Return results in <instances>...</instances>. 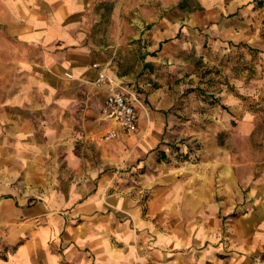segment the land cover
I'll return each mask as SVG.
<instances>
[{"label":"crops","instance_id":"1","mask_svg":"<svg viewBox=\"0 0 264 264\" xmlns=\"http://www.w3.org/2000/svg\"><path fill=\"white\" fill-rule=\"evenodd\" d=\"M247 1L0 0V264H138V249L151 256L162 250L160 257L176 249L135 245L131 231L108 220L126 210L140 222L127 196L101 197L140 137L133 158L148 148L144 138L155 119L138 110L137 127L121 128L104 116L107 95L95 80L105 68L121 81L147 85L154 62L176 58L184 42L200 46L219 35L242 41L232 18ZM202 26L213 37L202 35ZM112 128L117 139L107 147L104 133ZM234 177L226 169L230 209L240 203L248 224L264 234V165L246 191ZM166 196L160 195L169 206ZM199 197L198 189L190 205L176 193L172 208L189 211ZM229 250L235 264H254L264 245ZM162 258L158 264H204Z\"/></svg>","mask_w":264,"mask_h":264},{"label":"rangeland","instance_id":"2","mask_svg":"<svg viewBox=\"0 0 264 264\" xmlns=\"http://www.w3.org/2000/svg\"><path fill=\"white\" fill-rule=\"evenodd\" d=\"M232 20L242 30V41L214 38L209 27L202 26V35L213 38L200 46L184 42L176 58L154 62L147 85L121 81L107 72L147 121L154 117L155 122L144 138L148 148L133 158L142 145L140 137L101 198L107 202L108 195L118 192L133 201L140 222L126 210L110 213L108 220L111 225L119 221L123 233L131 231L135 245H178L163 251L162 259L183 256L204 264L229 259L233 264L230 245H264L256 222L248 224L243 217L245 207L239 203L230 209L225 179L226 169H231L238 187L246 191L248 178L264 165V154L259 153L264 150V0H248ZM95 84L107 95L110 83ZM109 130L104 133L107 147L117 139H107ZM198 189L199 203L176 213L171 205L176 193L191 205ZM137 252L138 264L162 261V250L152 256ZM253 260L264 264V251Z\"/></svg>","mask_w":264,"mask_h":264},{"label":"built area","instance_id":"3","mask_svg":"<svg viewBox=\"0 0 264 264\" xmlns=\"http://www.w3.org/2000/svg\"><path fill=\"white\" fill-rule=\"evenodd\" d=\"M96 67H100L99 63L95 64ZM99 85L105 83L108 84V92L106 97L105 107L103 114L106 118L114 120L121 128L125 130H134L138 124V107L136 103L131 99L124 89L117 85L116 82L109 76L105 68L100 70L99 77L97 79ZM118 130L112 128L107 133V139H113L117 137Z\"/></svg>","mask_w":264,"mask_h":264}]
</instances>
